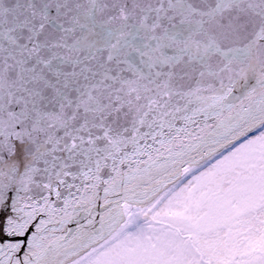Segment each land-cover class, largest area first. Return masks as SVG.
<instances>
[{
    "label": "snow or ice",
    "instance_id": "snow-or-ice-1",
    "mask_svg": "<svg viewBox=\"0 0 264 264\" xmlns=\"http://www.w3.org/2000/svg\"><path fill=\"white\" fill-rule=\"evenodd\" d=\"M0 264H264V0H0Z\"/></svg>",
    "mask_w": 264,
    "mask_h": 264
}]
</instances>
